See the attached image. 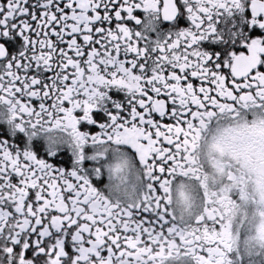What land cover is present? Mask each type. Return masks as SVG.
I'll use <instances>...</instances> for the list:
<instances>
[{"label": "snow or ice", "instance_id": "6c2138e0", "mask_svg": "<svg viewBox=\"0 0 264 264\" xmlns=\"http://www.w3.org/2000/svg\"><path fill=\"white\" fill-rule=\"evenodd\" d=\"M0 264H264V0H0Z\"/></svg>", "mask_w": 264, "mask_h": 264}]
</instances>
